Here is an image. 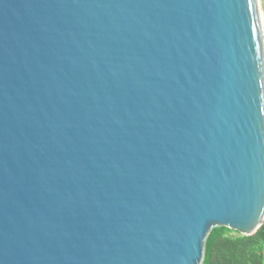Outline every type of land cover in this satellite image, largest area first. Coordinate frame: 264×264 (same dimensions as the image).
Here are the masks:
<instances>
[{
  "label": "water",
  "instance_id": "95a60500",
  "mask_svg": "<svg viewBox=\"0 0 264 264\" xmlns=\"http://www.w3.org/2000/svg\"><path fill=\"white\" fill-rule=\"evenodd\" d=\"M263 223L260 0H0V264H204Z\"/></svg>",
  "mask_w": 264,
  "mask_h": 264
},
{
  "label": "trees",
  "instance_id": "16d2710c",
  "mask_svg": "<svg viewBox=\"0 0 264 264\" xmlns=\"http://www.w3.org/2000/svg\"><path fill=\"white\" fill-rule=\"evenodd\" d=\"M204 264H264V223L250 236L214 228L206 241Z\"/></svg>",
  "mask_w": 264,
  "mask_h": 264
},
{
  "label": "rangeland",
  "instance_id": "374dc122",
  "mask_svg": "<svg viewBox=\"0 0 264 264\" xmlns=\"http://www.w3.org/2000/svg\"><path fill=\"white\" fill-rule=\"evenodd\" d=\"M260 10L262 14V29H263V34H264V2L263 0H260Z\"/></svg>",
  "mask_w": 264,
  "mask_h": 264
}]
</instances>
